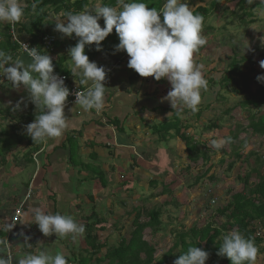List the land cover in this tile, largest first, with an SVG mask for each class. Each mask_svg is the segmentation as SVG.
<instances>
[{
    "label": "clouds",
    "instance_id": "1",
    "mask_svg": "<svg viewBox=\"0 0 264 264\" xmlns=\"http://www.w3.org/2000/svg\"><path fill=\"white\" fill-rule=\"evenodd\" d=\"M260 2L264 3V0ZM248 3H254V0H248ZM28 7L26 0H0V24L10 25L15 34L16 25L26 20L25 10ZM36 7V0H32L33 13ZM101 18L104 20L103 27L99 23ZM203 20V16L195 14L186 0H165L159 10L156 7L149 8L148 4L140 0H117L116 6L94 4L92 7L85 6L78 13L59 14L55 17L54 30L69 38H79L69 49L68 55L72 62L70 71L75 78H80V85L87 87L83 92H75V104L85 111L95 110L97 114L103 111L107 72L104 66L90 60L85 48L95 44L96 50H101V42L115 29L119 38L115 51L127 53L128 67L141 77H153L156 81L166 78L171 89L161 98L162 101H168L177 114L183 108L196 113L202 100L201 91H206L208 87L202 65L194 60V55L207 43L202 34ZM260 40L264 45V37ZM238 46L244 53L251 50L248 40L240 41ZM21 47L29 58L28 62L22 57L13 59L11 54L0 49V84L7 82L13 89L27 91L37 115L33 122L26 125V135L32 138L34 144L47 143L61 137L69 127L65 107L71 90L59 75L63 73L54 72L53 58L49 54L23 42ZM259 64L264 69V60L259 61ZM256 79L264 83V74L258 75ZM22 104L23 97L14 105L9 102L0 107L4 109L11 106L15 112L21 110ZM232 142L230 136L213 138L207 146L219 152ZM30 192L32 195V190ZM28 222L38 225L44 236L56 234L58 239L68 238L74 243H78L86 231L85 225L71 215L48 214L41 208L33 210V219ZM14 227L15 222L8 223L2 230L8 232ZM18 235L25 237L28 249L33 248L27 242L30 237L23 232ZM219 244L217 254L226 256L232 264H256L259 249L253 239L240 231L231 230L222 234ZM209 255L207 250L197 245L190 246L178 256L174 264H206ZM14 258H18V264H68L62 251L53 253L43 247L14 255L8 238H0V264H14Z\"/></svg>",
    "mask_w": 264,
    "mask_h": 264
},
{
    "label": "crops",
    "instance_id": "2",
    "mask_svg": "<svg viewBox=\"0 0 264 264\" xmlns=\"http://www.w3.org/2000/svg\"><path fill=\"white\" fill-rule=\"evenodd\" d=\"M26 2L31 7L32 0ZM51 10V19L61 14ZM36 16V13L28 9L26 20L17 24L16 29L22 40L29 41L33 47L38 48L32 42L30 32L22 29V26L29 28ZM7 25L0 24V42L6 39L5 34L8 33L10 42L17 45V50L13 53L14 59L22 57L28 62L27 54L21 51L10 30L7 31ZM47 34L54 35L57 39L55 45L46 48L43 46L41 52L53 58L54 70H65L73 84L86 86L80 85V78H75L70 71L72 62L68 55L69 49L79 38L63 36L54 29ZM95 49V44L88 45L85 52L90 60L104 66L107 72L103 111L100 114L95 110L85 111L68 98L65 115L69 118V127L61 137L47 143L34 144L32 138L26 135V125L33 122L37 115V109L29 100L27 91L13 89L7 82L0 84V105L9 102L14 105L24 98L21 110L13 112L11 106L4 109L0 107V238H8L15 254L22 255L43 247L53 253L62 251L68 264H74L77 260L74 252L85 248L84 236L79 238L78 243L68 238L58 239L56 234L44 236L38 225L28 222L33 219V210L41 208L48 214H69L83 225L88 220L94 221L99 214V202L103 201L97 198V190L92 191L93 184H97L100 176L95 172H103L105 175L106 165H109V169L112 167V170L119 166L121 179L130 185L129 182L133 181L127 174H121L126 169L123 166L129 164L132 170L142 169L148 162L145 161L144 154H148L145 144L155 142L168 145L170 141L169 137L166 141L163 140L156 128L173 116L170 103L161 99L167 95L171 84L166 79L167 83L163 82L161 85V80L141 77L128 67L127 53L116 52L115 45L102 48L100 52H92ZM4 124H7L6 128ZM145 133L151 135L148 142H145ZM155 136L158 139L151 142ZM73 150H76L75 158L71 155ZM100 183L99 191H104L107 185ZM30 189L32 195L26 201L22 217L10 231H3L8 223H13L14 212ZM86 199L90 201L89 206H83ZM99 230L101 229L96 232ZM21 232L30 237L27 242L33 245L32 249L27 248L25 237L18 235Z\"/></svg>",
    "mask_w": 264,
    "mask_h": 264
},
{
    "label": "rangeland",
    "instance_id": "3",
    "mask_svg": "<svg viewBox=\"0 0 264 264\" xmlns=\"http://www.w3.org/2000/svg\"><path fill=\"white\" fill-rule=\"evenodd\" d=\"M213 1L204 0L203 5L210 7ZM199 3L196 0L195 5L190 7L194 10ZM94 4L101 5L102 0H89L88 7ZM49 17L52 18L51 13ZM202 34L207 43L194 55V60L202 65V72L207 80L212 77L221 81L228 75L234 59L243 71L249 72L251 68H255L257 74H264V69L259 64V61L264 60V45L260 40L264 37V3L260 0H254L252 4L248 0H220L203 21ZM246 39L251 50L244 53L238 44L242 40L247 42ZM255 75L253 74V78ZM165 79H161V85L169 82ZM250 85L253 90L258 87L253 79ZM234 86L230 84L228 89L222 90L225 96L223 100L216 94L215 89L219 85L212 90H202L198 110L201 111L200 115L193 114L190 110L181 116L182 124H188L183 131L193 137L200 151H205L208 158L201 155L192 161L185 141L177 136L173 137L174 128L168 145L156 144L154 140L158 136L151 139L154 144H145L148 154L144 155L148 162L142 169L132 170L129 164L123 166L128 170H122L121 174H127L133 181L129 182L130 185L121 179L119 166H116L117 171L112 170V167L109 169V165L105 166V175L99 176L97 184H90L92 191L97 190V198L103 199L97 209L104 216L103 225L106 227L96 232L100 242L115 244L121 236L129 239L136 212H141V221H148V213L153 209L161 210V225L154 235L151 228L146 229L145 237L156 246V258L162 257L180 241L183 232L188 233L193 227L200 229L211 223L212 226L221 228L223 234L236 230L235 227L227 230L231 219L220 214L218 209L231 201L235 193L257 182L259 172L264 170V165L257 166L256 161L257 153H263L264 136L252 135L248 126L251 114L260 115L264 112V107L257 110L244 107L242 102L248 95L246 92H234ZM168 88L171 89V85ZM6 125L3 126L6 128ZM235 133L237 137H233ZM229 136L233 142L219 152L208 148L210 139ZM150 138L151 135L145 133V142ZM234 149L239 152V157L233 153ZM97 173L99 175V171ZM247 174H250V179L246 184L243 178ZM100 182L107 185L104 191H99ZM79 188L81 189L80 186ZM89 200L83 206H89ZM258 233L264 237L263 223H258ZM257 247L259 252L256 264H264V242ZM179 248L180 245L175 252ZM106 251L103 248L101 254ZM84 254L89 256V253L82 250L74 252V258L77 259L74 264H78Z\"/></svg>",
    "mask_w": 264,
    "mask_h": 264
},
{
    "label": "trees",
    "instance_id": "4",
    "mask_svg": "<svg viewBox=\"0 0 264 264\" xmlns=\"http://www.w3.org/2000/svg\"><path fill=\"white\" fill-rule=\"evenodd\" d=\"M198 1L200 3L195 7L194 12L195 14L202 15L204 20L209 15L210 11L220 2V0H214L211 3V6L208 7L203 5L204 0ZM140 2L148 4L149 8L156 7L159 10L162 8L165 0H140ZM195 2L196 0H189L187 3L190 6L193 4L195 5ZM36 3L37 7L35 13L37 16L35 21L31 23L29 28L22 26V29H26L30 32L32 35V42L37 44L38 49L42 51V47L44 46L43 37L55 27V19L49 17V10L54 9L57 14L60 12L78 13L84 10L85 6L89 5V0H36ZM101 5L116 6L117 0H102ZM28 9L30 10L31 7L27 8L25 12ZM99 23L102 27L104 26L103 18L99 20ZM6 29L9 31L10 26L7 25ZM5 36L6 39L3 42H0V49L13 56V53L17 50V45L15 43V45H13V43L10 42L11 37L8 33H6ZM55 42L56 40L52 45H55ZM101 43L102 48L117 45L119 43V38L115 29ZM100 51L101 50H99V52ZM92 52H97V50L95 49ZM54 72L63 73L69 76L65 70H54ZM253 74H256L254 78ZM261 74H257L255 68H251L249 72L243 71L238 65V62L234 59L228 75L224 76L221 81H217L216 78L212 77L207 80V90H212L213 87L215 88L219 85V87L215 89L216 94L219 96L220 100H223L225 96L222 90L228 89L230 84H234V92H246L248 95L242 102V105L244 107H249L250 110H257L264 107V83H260L256 79V77ZM252 79L258 84V87L255 90H253L250 85ZM187 112H190L187 108L180 110L179 114H177L176 110H172L173 116L169 121L156 128L157 133L166 141L168 137H172L173 134L171 131L176 128L173 137L177 136L185 141L189 151V158L192 161L197 160L201 155L204 158H208L205 151H200V148L198 147V144L194 142L193 137L186 135L183 131V128H187L188 124H182L181 116ZM200 113L201 111H197L195 114H198L199 116ZM256 114L257 113L251 114L248 126L252 135L264 136V112L260 115ZM162 133L165 135H161ZM233 137H237V134L235 133V136ZM233 153L239 157L237 149H234ZM71 155L75 158L77 155L76 150H73ZM256 161H258L257 166L264 165V149L262 154L257 153ZM255 169L259 171L257 167ZM97 170L98 169H96V171ZM97 172L95 173L98 175ZM102 173L103 172H99V175H103ZM249 179L250 174H247L243 178V181L247 184ZM232 197L231 201L218 209L220 214H225L232 220L228 222L229 226L227 230L229 231L232 227H235L236 230L240 231L246 237L253 239L257 246L260 245L264 242V237L258 233V223L264 224V170L259 172V180L257 182L253 183L251 186H246L243 191L235 193ZM148 214L149 220L141 221V212L137 211L133 221L134 228L131 231L130 238L126 239L121 236L120 240L115 244L100 242L98 239L96 231L98 229H105V226L101 225L105 221L103 215L101 216L99 213L96 215L94 221L88 220L84 224L86 228L84 234L85 248L82 252L89 253V256L85 254L81 256L78 264H174V261L179 255L186 252L190 246L196 245L210 253L206 264H232L229 258L217 254L220 247L219 243L221 242V237L224 232L221 228L212 226L211 223H208L205 227L200 229L193 227L188 233L183 232L180 235V241L175 243L174 246L164 253L162 257L156 258V246L146 239L145 231L146 229L151 228L153 235L158 232L159 225H161V210L153 209ZM224 227L226 228V226ZM188 237H190L189 240ZM179 245V250L175 252V249L177 246L179 247ZM103 248H106L107 251L102 255Z\"/></svg>",
    "mask_w": 264,
    "mask_h": 264
},
{
    "label": "built area",
    "instance_id": "5",
    "mask_svg": "<svg viewBox=\"0 0 264 264\" xmlns=\"http://www.w3.org/2000/svg\"><path fill=\"white\" fill-rule=\"evenodd\" d=\"M10 33L12 34L13 36V39L20 45V49L21 51H23L22 47H21V44L22 42L23 43H26L29 45V47H33L31 45V43L29 41H24L21 39V37L19 36L18 32H17V29L15 28V34H13V29L10 28ZM20 37V38H19ZM55 36L53 35H45L43 37V42H44V45L45 46H51L52 43L55 41ZM59 74V73H57ZM62 78H64L65 80V85L71 90V93L69 95V99L71 102L75 103V92L76 91H85L86 90V87L87 86H84V87H81V86H77L75 84H73L69 78V76H67L66 74H59ZM31 191V190H30ZM29 191V193L27 194V197L25 198L24 201H22L18 207L16 208L15 212H14V215H13V222H17L21 217H22V214H23V210H24V207H25V204H26V200L27 198H30L31 197V192ZM14 255H15V251H14ZM14 264H18L16 258H14Z\"/></svg>",
    "mask_w": 264,
    "mask_h": 264
}]
</instances>
